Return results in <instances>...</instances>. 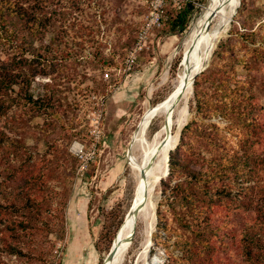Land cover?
<instances>
[{"label":"rangeland","instance_id":"1","mask_svg":"<svg viewBox=\"0 0 264 264\" xmlns=\"http://www.w3.org/2000/svg\"><path fill=\"white\" fill-rule=\"evenodd\" d=\"M58 1L69 14L53 21L47 35L48 57L54 63L47 75L36 76L31 87L35 98L49 97L54 103L48 113L34 110L31 117L25 107L18 108V123L10 126L2 118L0 127L21 138L34 160L51 161L45 178L53 205L59 192L65 194V232L57 243L61 264H103L134 202L136 178L127 158L131 138L145 110L173 90L183 69L184 40L208 0L193 4L184 28L167 5L161 25L148 29L144 36L140 32L150 0H77L75 6L73 0ZM60 51L63 63L56 61ZM195 80L183 126L192 119L214 123L229 136L227 127L234 113L206 117L196 106L203 98H225L231 104L234 97H221L216 86L224 80L228 89L240 91L239 97L247 104L244 119L257 118L264 127V0H240L227 32ZM160 122V118L153 120L148 138ZM162 189L160 180L153 212L148 220L138 218L122 264L239 260V233L251 212L219 204L202 213L198 223L179 195L167 199ZM183 217L191 220L189 226L182 224ZM3 241L1 259L14 260L15 256L3 251Z\"/></svg>","mask_w":264,"mask_h":264},{"label":"trees","instance_id":"2","mask_svg":"<svg viewBox=\"0 0 264 264\" xmlns=\"http://www.w3.org/2000/svg\"><path fill=\"white\" fill-rule=\"evenodd\" d=\"M58 3L0 0V119L4 118L5 124L18 123V108L25 107L31 117L34 110L48 113L54 103L49 97L35 98L31 87L36 76L47 75L54 63L48 57L51 44L47 35L53 21L64 20L69 14ZM192 7L188 1L175 10L180 28ZM59 53L56 61L63 63L64 55ZM216 86L221 97H234L231 104L225 98H203L196 106L206 117L234 113L227 127L229 136L214 123L188 121L170 154L167 180L161 179L162 193L167 199L179 195L185 209L197 215L198 223L202 213L219 204L230 203L251 212L239 233V260L229 264H264V127L257 118L244 119L248 106L238 89H228L224 80ZM50 162L47 158L34 160L21 138L0 127V188L4 190L0 196V240H4L2 249L7 256H15L10 261L0 256V264H61L57 243L65 232V194L59 192L61 196L53 205L45 178L46 170L52 169ZM181 220L183 225L191 224L185 217Z\"/></svg>","mask_w":264,"mask_h":264},{"label":"bare ground","instance_id":"3","mask_svg":"<svg viewBox=\"0 0 264 264\" xmlns=\"http://www.w3.org/2000/svg\"><path fill=\"white\" fill-rule=\"evenodd\" d=\"M239 4L240 0L207 1L184 40L183 69L173 90L164 99L148 107L141 116L127 149L128 163L136 178L135 196L132 198L134 202L119 227L121 244L113 258L104 263L122 264L130 246L126 237L134 223L136 225L140 217L150 218L155 205L154 192L160 180L166 176L170 151L176 146L179 131L188 115L191 77L208 61L216 42L227 32ZM182 83H187V87L181 98L173 103ZM155 118L161 119L160 125L148 138V129ZM139 205L143 206L135 216L133 208Z\"/></svg>","mask_w":264,"mask_h":264},{"label":"built area","instance_id":"4","mask_svg":"<svg viewBox=\"0 0 264 264\" xmlns=\"http://www.w3.org/2000/svg\"><path fill=\"white\" fill-rule=\"evenodd\" d=\"M188 1H191L193 4L198 2V0H150L147 18L144 21L140 35L144 36L145 31L148 29L155 25H161L166 17L165 8L167 5L172 7L174 10H180Z\"/></svg>","mask_w":264,"mask_h":264},{"label":"water","instance_id":"5","mask_svg":"<svg viewBox=\"0 0 264 264\" xmlns=\"http://www.w3.org/2000/svg\"><path fill=\"white\" fill-rule=\"evenodd\" d=\"M206 66H207V61H206V63L203 65V67H202L201 69L197 70V72L191 77V80H190V84H191V85L193 84L195 77H196V76H197V75H198V74H199V73H200V72H201ZM186 87H187V83H185V84L182 83V84H181V87H180L178 93L176 94L173 103H175L177 100H179V99L181 98V96L183 95V92H184V90H185ZM168 159H169V158H168ZM168 172H169V166H167L166 175L168 174ZM142 206H143V205H141V206L139 205V206H136V207L133 208V212H135V216H136V214L139 212V209H140ZM119 227H120V226H119ZM135 227H136V225H135V223H134V225H133V227H132V229H131V232H130L129 235L126 237V242H128V243H130V244H131L132 239H133V236H134ZM118 232H119V228H118L117 231H116V234H115V236H114V238H113V240H112V243H111V247H110V249L108 250V252H107V254H106V256H105L104 261L107 260V262H108L110 259H112L113 256L115 255V253L117 252L118 248H119V244H121V243H120V242H121V238L118 236ZM104 261H103V264H107V262L104 263Z\"/></svg>","mask_w":264,"mask_h":264}]
</instances>
